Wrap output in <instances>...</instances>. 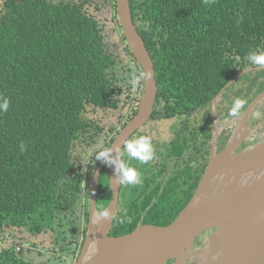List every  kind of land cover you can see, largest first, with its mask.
I'll return each instance as SVG.
<instances>
[{
    "label": "trees",
    "instance_id": "obj_1",
    "mask_svg": "<svg viewBox=\"0 0 264 264\" xmlns=\"http://www.w3.org/2000/svg\"><path fill=\"white\" fill-rule=\"evenodd\" d=\"M129 7L155 71L157 96L150 120H169L201 107L210 110L212 100L246 69L252 70L236 82L248 84L243 96L242 90L235 94L245 102L241 110L264 91V83L249 78L264 67L247 59L251 51H264V0H129ZM105 20L124 44L122 55L107 42ZM143 79L122 33L115 0L0 2V98L9 101L8 111L0 113V233L22 243L33 239L29 251L48 241L47 249L37 247L39 254L67 250L54 249L56 227L75 213L85 193V176H93L101 161L95 146L104 130L86 114L130 105L122 129L137 112L136 91L143 89ZM228 103L230 112L233 103ZM109 137L104 149L114 140ZM176 149L170 155H179ZM86 164L92 173L86 172ZM203 170L188 191L178 190L180 175L165 187L158 184L150 192L144 187L141 196L119 208L110 236L173 222ZM110 200L103 168L96 210L101 213ZM124 216L131 223L121 224ZM21 244H16L19 252L15 247L2 250L0 264H34L22 258Z\"/></svg>",
    "mask_w": 264,
    "mask_h": 264
},
{
    "label": "water",
    "instance_id": "obj_2",
    "mask_svg": "<svg viewBox=\"0 0 264 264\" xmlns=\"http://www.w3.org/2000/svg\"><path fill=\"white\" fill-rule=\"evenodd\" d=\"M118 21L131 53L143 74V89L135 116L109 146L110 158L118 160L123 141L150 119L156 102L155 71L144 41L132 21L129 0H115ZM252 69L237 74L213 100V113L220 94ZM264 103L258 94L241 115V125L224 149H213L203 175L183 210L166 226H138L133 233L110 236L118 212L120 186L116 166L100 161L91 181L88 227L76 264H264V142L237 152L247 139L249 115ZM107 168L112 218L103 220L96 210L97 187ZM105 209V210H106ZM211 232L200 248L195 241Z\"/></svg>",
    "mask_w": 264,
    "mask_h": 264
},
{
    "label": "rangeland",
    "instance_id": "obj_3",
    "mask_svg": "<svg viewBox=\"0 0 264 264\" xmlns=\"http://www.w3.org/2000/svg\"><path fill=\"white\" fill-rule=\"evenodd\" d=\"M1 1L2 0H0V2ZM53 1L58 2L62 0H53ZM63 1L79 2L81 0H63ZM104 12L105 10L103 11V16L109 17V15L107 13L105 14ZM106 12H108V10ZM104 26H106L104 31L110 34V41H107V42L110 45L117 46V52L121 54L124 44L123 42L122 43L120 42V38H118V35H116L113 32L111 33L113 24L110 21L105 20ZM136 70L138 71L137 68ZM249 78L253 79L254 82H257V84H263L264 83V72L251 73L249 75ZM232 86L228 88V90L230 91L228 92L223 91L217 100V104H218L217 108L219 111L217 127H220V126L223 127L225 125L226 126L228 125V127L224 131L226 135L229 134V132L233 129V127H234L233 132L236 131L237 126H238L237 122L239 123L240 121L239 118L241 115L239 117L232 116L230 112L228 111L229 103L226 102L225 99L228 98L231 100L233 99L235 100L236 98L235 92L237 93L238 91L242 90L241 95L243 96L245 91L248 88L246 81L245 82L241 81L239 83H236L234 87ZM141 93H142V89L141 91L139 89L138 91H136V96L140 97ZM135 103L136 102H134V104L132 105V108L135 106ZM130 110H131L130 105H126L123 103H120L119 108L117 110H107V111L89 110V112L86 114V117L96 122L104 130L103 134L101 135L102 137L98 140V143L95 146L98 152L101 150H104L105 146L108 143V139L110 138L109 136L114 135V138L117 136V134L121 130V124L127 119V114L130 112ZM202 111L203 109H200L194 115L189 116L187 119V123H184V120L182 118H177L175 120H171L168 124L163 123V125L161 126L154 125V128H150L151 130L149 129L148 130L149 133H147L148 137L150 138L154 146V150H155V155L153 159L149 161L147 164H142L135 159H129V157L126 155L129 165L137 168L142 174V179L143 177L145 179L146 171L151 169V166L155 162H159V164L164 163L167 165L166 173H167V176L170 178L172 175L175 174V172L179 168L181 169L184 167L185 162L187 163V161L185 160H184L185 162H183L182 159L178 160V159H174L173 157L172 158L167 157L168 147L170 146L169 141L172 138L173 132L177 130V128L183 125H186L188 129H191L194 126H198V124L200 123L198 120L201 118ZM162 126L164 127L163 129H162ZM248 126L250 128L251 133L250 135H248V139L245 141V143L241 146L242 148L240 149V151L247 149V148H251L252 146L258 143L264 142V139H263L264 138V103L259 105L250 114L249 120H248ZM111 127L116 129V132L114 134H110L108 132V129ZM187 134L188 132L186 133V135ZM163 135H165L166 137ZM154 137L155 138L157 137V139H153ZM195 138L196 139L194 140V142H192V145L194 143L196 145H199L198 148H201V150L209 146L207 145L208 144L207 142L204 144V139L202 135H197ZM185 154L193 155L195 153L193 150H190L189 153L185 152ZM86 166H87L86 172L88 174L92 173L91 167H88L89 166L88 164H86ZM92 178L93 176H90V177L85 176V181H84L85 183L84 192L85 193L83 197L81 196L79 203L76 205L75 213L69 214L67 218L61 222L62 226L56 227L57 229H56L55 237L58 238V243H55L53 245L54 249L57 250L61 246L62 247L66 246L67 248L66 251L64 252L57 251L55 253H53V251L52 252L50 251L49 253L48 252L44 253V255L39 254L37 251L39 248H45V249L48 248L47 246L48 241L44 245L40 244L39 246H32V249L29 251L27 247L29 245H32L31 242H34L33 239H31V241L30 239L29 241L26 240L22 243L20 240L14 239L13 236H11L9 233L1 232L0 233V252L8 248H14L16 244L22 243L21 245L25 247L23 254H22V258L24 260L31 261L34 264H43V263L44 264H76V261L78 259V256L80 254V251L83 245L82 242H84L83 237L85 236L87 232V227H88V221H87L86 216H87V212H89L90 189H91ZM143 183L141 185H136V186H132V185L126 186L125 192H123L120 209H123L125 206H127L129 203H131L132 201L136 199V196H138L139 193L135 195L134 191H136V189L142 190ZM26 236L29 237V234H26ZM62 237H64V240H62ZM206 238H207L206 235L205 236L201 235L200 237L196 239L194 246L197 248H200L204 244V241L206 240ZM35 240H37V238H35ZM37 241L34 243L35 245L38 244ZM40 246H43V247H40Z\"/></svg>",
    "mask_w": 264,
    "mask_h": 264
},
{
    "label": "flooded vegetation",
    "instance_id": "obj_4",
    "mask_svg": "<svg viewBox=\"0 0 264 264\" xmlns=\"http://www.w3.org/2000/svg\"><path fill=\"white\" fill-rule=\"evenodd\" d=\"M258 68H261V67H258ZM262 69H264V68H262ZM235 94H236V92H235ZM213 100H212V102H213ZM228 102L233 103L234 99L233 100L229 99ZM217 105L218 104H216V111L217 112H216L215 118H214V113H213V106H212V103H211L210 110H208L207 107H205V108L201 107V108H198L197 110L193 111L192 113H190L188 115L176 116V117L171 118L169 120H159V119L150 120L149 119L147 121V123L140 130L135 132L130 137V138H135L137 136H148L147 135V133H149L148 130L150 128H154V125L155 126H161V125H163V123L168 124L171 120H175L177 118H182L184 120V123H187V119H188L189 116L194 115L200 109H203L201 118L198 120L200 122L198 124V126H194L191 129H188V127H186V125L180 126L179 128H177V130H175L173 132L172 138L169 141L170 142V146L168 147L167 157L168 158H172L173 157L174 159H178V160L182 159L183 162L187 161V163L185 162L184 167L181 168V169L179 168L175 172V174L172 175L169 178L167 176V173H166L167 165L164 164V163L163 164L162 163L159 164V162H155L151 166V169L146 171L145 179L143 177V181H144L143 188L146 187L148 192H150L158 184L161 185V188L165 187L166 184L169 183L170 179L175 177V175H180V178L177 181V184L180 185L178 190L182 189V190L188 191L190 189L191 185H193L194 182H195V177L199 176L201 174V170L202 169L205 170V168H206V165H207V163L209 161V158H210V156L212 154L213 138H214V135H215L216 131H217V134H218L217 143H216V153H218V152H220V151H222L224 149V147L226 146V144L228 143L230 138L233 135H235V133L238 132V130L240 128V125H241V116L240 115H242V111L244 112V110L248 106L247 105L244 110H241L240 111L241 114L239 113V115H238V117L240 116V118H239L240 121H239V123L237 122L238 126H237L236 131L233 132V130H234V127H233V129L229 132V134L226 135L224 131L226 130L228 125L227 126L225 125L223 127H221V126L217 127V125H218L217 120L219 118V111H218ZM154 110H155V108H154ZM248 120H249V117H248ZM193 124H194V122H193ZM247 126H248V121H247ZM163 128L164 127L162 126V129ZM248 129H249V133L248 134L250 135L251 132H250L249 126H248ZM187 132H188V134L186 135ZM165 135H163V136H165ZM197 135H202V137L204 139V144L207 142L208 143L207 145H209V146H207V148L201 150V148H198L199 145H196L195 143L192 145V142H194V140L196 139L195 137ZM153 139H157V137L156 138L154 137ZM247 139H248V137H247ZM190 140H191V142H190ZM245 141L241 144V146L245 143ZM241 146H240L239 149H237V152H241L240 151V149L242 148ZM174 147L179 149V151H180L179 155H170L172 150L174 149ZM190 150H193L195 154H193V155L185 154V152L189 153ZM123 152H124V149L122 150V153ZM122 158L124 160H127L126 153L123 155ZM129 159H131V158H129ZM178 160H176V161H178ZM127 162H128V160H127ZM131 162H132V160H131ZM196 165H198V166H196ZM121 188H122V190H121ZM125 189H126L125 185H123V186L121 185L120 186V190L121 191H119L118 210L120 208V204L122 202L123 192H125ZM143 191H144L143 189L142 190L136 189V191H134V194L137 195L139 193L138 196H141ZM138 196H136V199L138 198ZM141 223H142V219L140 220L139 225H141ZM210 233L211 232H207V233H205L203 235L204 236L206 235L208 237L210 235ZM195 248H197V247H195Z\"/></svg>",
    "mask_w": 264,
    "mask_h": 264
},
{
    "label": "clouds",
    "instance_id": "obj_5",
    "mask_svg": "<svg viewBox=\"0 0 264 264\" xmlns=\"http://www.w3.org/2000/svg\"><path fill=\"white\" fill-rule=\"evenodd\" d=\"M204 3H209V0H204ZM247 59L252 65L264 67V51H251ZM244 103L245 102L239 98L235 99L230 110V114L232 116H238L240 110L244 107ZM8 108L9 101L6 98H0V113L7 112ZM19 148L21 152H23L25 150V143L21 142ZM123 149L124 152L122 153L120 151V147L116 148V151L120 154V158L118 160H113L110 158V153L112 151V149L110 148L101 150L96 153V159L104 160L107 164H115V180L117 185H141L143 183L141 172L137 168L130 166L129 163L122 157L126 153L129 158L135 159L142 164H147L153 159L155 155L154 146L148 136H137L135 138L123 141ZM100 216L103 218V220H108L109 218H112V214H110L108 209L103 210L100 213ZM119 222L121 224L131 223V217L124 216L119 220Z\"/></svg>",
    "mask_w": 264,
    "mask_h": 264
},
{
    "label": "built area",
    "instance_id": "obj_6",
    "mask_svg": "<svg viewBox=\"0 0 264 264\" xmlns=\"http://www.w3.org/2000/svg\"><path fill=\"white\" fill-rule=\"evenodd\" d=\"M20 250H21V246L16 245V246H15V251H16V252H19Z\"/></svg>",
    "mask_w": 264,
    "mask_h": 264
},
{
    "label": "bare ground",
    "instance_id": "obj_7",
    "mask_svg": "<svg viewBox=\"0 0 264 264\" xmlns=\"http://www.w3.org/2000/svg\"><path fill=\"white\" fill-rule=\"evenodd\" d=\"M263 122V121H262ZM260 141V140H259ZM251 143V142H250Z\"/></svg>",
    "mask_w": 264,
    "mask_h": 264
}]
</instances>
